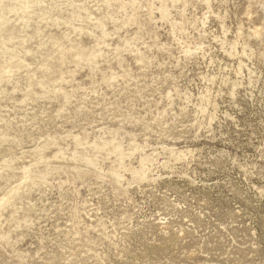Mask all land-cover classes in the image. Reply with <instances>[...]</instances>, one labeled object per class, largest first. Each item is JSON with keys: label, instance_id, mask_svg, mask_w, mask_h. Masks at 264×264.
I'll return each mask as SVG.
<instances>
[{"label": "rangeland", "instance_id": "374dc122", "mask_svg": "<svg viewBox=\"0 0 264 264\" xmlns=\"http://www.w3.org/2000/svg\"><path fill=\"white\" fill-rule=\"evenodd\" d=\"M0 264H264V0H0Z\"/></svg>", "mask_w": 264, "mask_h": 264}]
</instances>
